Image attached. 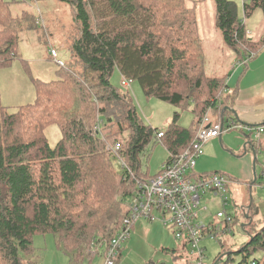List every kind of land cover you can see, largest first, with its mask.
Instances as JSON below:
<instances>
[{"label": "trees", "instance_id": "obj_1", "mask_svg": "<svg viewBox=\"0 0 264 264\" xmlns=\"http://www.w3.org/2000/svg\"><path fill=\"white\" fill-rule=\"evenodd\" d=\"M61 1L73 7L79 25L72 54L81 71L57 55L62 65L56 62L55 79L32 78V102L13 111L0 105V264H38L29 259L32 239L48 232L70 263H81L93 238L109 240L120 227L127 212L123 200L135 189V178L151 176L147 168L143 171L140 154L157 128L142 121L129 89L122 92L113 85L114 71L121 86L129 78L147 96L182 109L191 104L192 125H178L174 112L159 139L172 155L190 144L207 111L214 122L232 117L226 76L206 74L197 13L187 0ZM12 3L0 0V65L16 56L28 18L26 10L14 15ZM213 3L215 27L234 59L243 60L249 52L256 56L264 32L254 39L233 1ZM256 8L264 16V0H243L244 16ZM198 67L209 79L202 95L193 88L201 87L198 75L194 84L186 82ZM50 125L60 132L54 146L45 136ZM117 140L132 175L117 171L105 148ZM245 214L249 238L235 251L220 252L211 264H264V224L257 229L250 211ZM120 257L121 251L117 263Z\"/></svg>", "mask_w": 264, "mask_h": 264}, {"label": "rangeland", "instance_id": "obj_2", "mask_svg": "<svg viewBox=\"0 0 264 264\" xmlns=\"http://www.w3.org/2000/svg\"><path fill=\"white\" fill-rule=\"evenodd\" d=\"M9 1H13L11 10L14 15L19 14L21 10H26L28 14L19 33L16 56L9 64L0 65V105L7 106L9 111H13L16 106L34 100L35 90L32 78L41 80L56 78V70L59 66L50 56L51 46L57 50L58 58L66 63L65 65L74 68L77 72L81 71V66L72 54V43L79 36V25L75 20L74 9L69 3L61 0ZM231 1L238 7L239 17L243 19L250 35L258 39L264 32V16L261 9L256 8L249 15L244 16L243 0ZM187 3L194 7L197 13L206 74L226 76L228 80L234 75V68L238 65L235 64L237 61L234 59L235 53L226 46L220 30L215 27L213 0H187ZM197 75L200 78L201 87L193 88L202 95L209 79L203 75L200 67L189 71V79L186 82L192 83ZM110 78L113 85L120 91L125 92L129 88L133 103L145 124L158 130L167 128L174 117V112H177L178 125L186 128L192 125L194 115L190 103L188 108L182 109L178 105L170 104L154 96H147L136 80L131 81L130 86L125 88L120 85V75L117 71H114ZM227 124L225 121L221 138L215 137L206 143L196 167L199 172L217 170L233 179L227 182L225 187L227 194L225 206L222 205L220 198L212 197L209 200V194L201 199L200 206H206V211H200L202 221H212L214 214L223 209L234 216L229 223V231L221 232L212 239L209 237L203 239L201 243L205 246L203 264H211L220 252L237 250L249 238L247 231L250 227L246 226L248 222L243 210L250 203H252L250 213L256 212L254 214L256 228L259 229L264 224V132L254 146V170L257 177L254 181L253 155L247 144L246 152H244V144L247 142L244 132L237 128L227 130ZM123 135L127 134H122V137ZM45 136L49 145L54 146L60 138L58 127L48 126L45 129ZM108 144L110 143L105 144V148ZM168 154L167 146L156 137L153 138L140 154L143 171L147 168L149 174L156 173ZM112 162L114 168L120 170L118 161ZM250 184L252 186L249 189ZM242 224H245L246 228L241 226ZM223 227L224 224L219 223V230ZM120 251L119 264L192 263L187 247L180 240H176L171 231L158 220L134 222ZM99 254L91 258L92 254L87 251L81 263H70L69 257L58 248L55 236L48 232L33 236L29 259L38 264H100L102 260ZM240 257L241 255H235L236 260Z\"/></svg>", "mask_w": 264, "mask_h": 264}, {"label": "built area", "instance_id": "obj_3", "mask_svg": "<svg viewBox=\"0 0 264 264\" xmlns=\"http://www.w3.org/2000/svg\"><path fill=\"white\" fill-rule=\"evenodd\" d=\"M49 53L55 62L62 65L55 49L50 47ZM254 56V52H249L247 57L237 60L235 64L237 67H244ZM131 81L129 78H123L121 83L127 88ZM209 114L207 111L201 117L193 139L184 150L173 155L169 153L155 174L135 178V189L124 199L127 212L120 227L109 240L97 237L92 239L88 249L92 254L91 258L100 253L102 260L100 264H117V256L134 222L158 220L171 231L176 240H180L187 247L192 257L190 264H203L205 252V246L201 245L203 239L205 237L212 239L221 232L229 231V223L234 216L223 209L214 214L212 221L201 220L200 211H206V206H200L202 197L209 194V200L212 197L220 198L222 205L225 206L227 204L225 187L231 180L220 171L196 172V161L202 156L205 144L224 132L225 121L228 123L227 130L237 128L243 131L246 140L253 146L257 145L261 133L264 132V123L248 125L232 118L214 122ZM98 130L99 126L96 125L93 131ZM164 132L165 128L157 129L155 137L160 139ZM121 147L119 140L106 145L113 160L118 161L120 165L118 171L126 177L132 175V172L120 153ZM219 223L224 224L222 230H219ZM248 264L255 263L252 261Z\"/></svg>", "mask_w": 264, "mask_h": 264}, {"label": "crops", "instance_id": "obj_4", "mask_svg": "<svg viewBox=\"0 0 264 264\" xmlns=\"http://www.w3.org/2000/svg\"><path fill=\"white\" fill-rule=\"evenodd\" d=\"M234 70V75L228 78V80H225L228 88L224 93L225 95H231L230 99L227 101L229 105L228 110L231 112L232 117H234L230 118L248 125L264 123V46L259 50L257 55L249 61L246 67H235ZM236 74H238L237 77H234ZM222 134L219 138H221ZM200 157L195 164L196 172H199L196 167L198 166ZM253 172L255 179H257L255 170ZM230 180L232 181L233 179L230 177ZM251 186L252 184L249 185V189ZM245 209L246 212L250 211L252 209V203ZM255 213L254 211V213L252 212V214H250L254 220ZM117 264H119V262Z\"/></svg>", "mask_w": 264, "mask_h": 264}, {"label": "water", "instance_id": "obj_5", "mask_svg": "<svg viewBox=\"0 0 264 264\" xmlns=\"http://www.w3.org/2000/svg\"><path fill=\"white\" fill-rule=\"evenodd\" d=\"M246 144L249 145L250 147V150H251V153L253 155V171H254V165H255V148L253 145H251L249 143V141H247L245 144H244V152H246ZM254 181H255V177H254ZM249 216L247 214H245V218L247 219ZM245 224H242L241 226L244 227Z\"/></svg>", "mask_w": 264, "mask_h": 264}, {"label": "bare ground", "instance_id": "obj_6", "mask_svg": "<svg viewBox=\"0 0 264 264\" xmlns=\"http://www.w3.org/2000/svg\"><path fill=\"white\" fill-rule=\"evenodd\" d=\"M23 12V11H22ZM24 14V13H23ZM10 17V16H9ZM21 17V16H20ZM12 20H14V19H12ZM1 21V20H0ZM7 21H9V20H7ZM29 21V20H28ZM4 22V21H3ZM20 24V23H19ZM32 25H34V24H32ZM3 26V25H2ZM25 26H26V24H25ZM22 28V27H21ZM10 32V31H9ZM224 41V40H223ZM202 43V42H201ZM73 53V52H72ZM76 63V62H75ZM66 64V63H65ZM27 66V65H26ZM207 77V76H206ZM214 77V76H213ZM222 77V76H221ZM167 129V128H166ZM166 136V135H165ZM163 138V137H162ZM162 138H161V140H162ZM192 138V137H191ZM164 140V139H163ZM166 140V139H165ZM163 142V141H162ZM184 147V146H183ZM145 176H146V174H145Z\"/></svg>", "mask_w": 264, "mask_h": 264}]
</instances>
